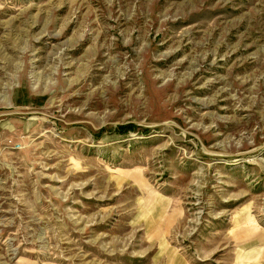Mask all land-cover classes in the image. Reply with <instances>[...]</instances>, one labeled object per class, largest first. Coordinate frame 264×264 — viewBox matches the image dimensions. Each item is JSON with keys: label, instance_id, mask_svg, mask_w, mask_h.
Masks as SVG:
<instances>
[{"label": "rangeland", "instance_id": "obj_1", "mask_svg": "<svg viewBox=\"0 0 264 264\" xmlns=\"http://www.w3.org/2000/svg\"><path fill=\"white\" fill-rule=\"evenodd\" d=\"M0 264H264V0H0Z\"/></svg>", "mask_w": 264, "mask_h": 264}]
</instances>
